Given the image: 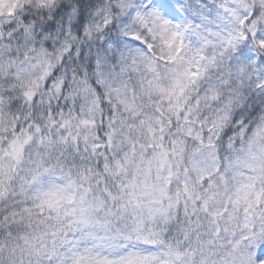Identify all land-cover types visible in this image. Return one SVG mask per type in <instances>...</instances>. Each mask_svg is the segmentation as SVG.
Here are the masks:
<instances>
[{
    "label": "snow or ice",
    "instance_id": "snow-or-ice-1",
    "mask_svg": "<svg viewBox=\"0 0 264 264\" xmlns=\"http://www.w3.org/2000/svg\"><path fill=\"white\" fill-rule=\"evenodd\" d=\"M0 264H264V0H0Z\"/></svg>",
    "mask_w": 264,
    "mask_h": 264
}]
</instances>
